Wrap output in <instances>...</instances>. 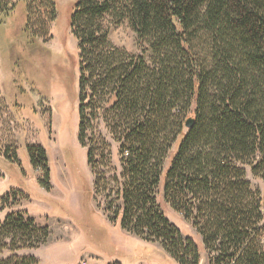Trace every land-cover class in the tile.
Returning a JSON list of instances; mask_svg holds the SVG:
<instances>
[{
  "label": "trees",
  "instance_id": "1",
  "mask_svg": "<svg viewBox=\"0 0 264 264\" xmlns=\"http://www.w3.org/2000/svg\"><path fill=\"white\" fill-rule=\"evenodd\" d=\"M42 1L48 10L36 16L34 3H24L27 28L45 40L56 15L54 1ZM111 10L147 45L149 63L114 47L93 23ZM69 25L78 39L77 139L88 108L117 117L113 133L123 126L119 227L146 230L176 264H199L200 246L216 264H264V0H76ZM28 153L31 164L43 158L41 148ZM161 181L162 203L191 221L197 241L163 214L153 191ZM6 195L0 264H36L16 252L44 243L48 228L25 208H8Z\"/></svg>",
  "mask_w": 264,
  "mask_h": 264
},
{
  "label": "rangeland",
  "instance_id": "2",
  "mask_svg": "<svg viewBox=\"0 0 264 264\" xmlns=\"http://www.w3.org/2000/svg\"><path fill=\"white\" fill-rule=\"evenodd\" d=\"M28 1L34 3L35 16L48 10L42 0ZM52 1L56 17L48 22L43 40L26 26L24 0H0V196L7 193L8 208H25L38 225L48 228L44 243L16 254L32 255L36 264H176L157 252L159 240L145 239L146 230L139 235L118 225L127 149L119 139L123 126L116 133L110 130L117 117L113 122L86 109V129L82 141L77 139L78 39L69 25L76 0ZM93 23H101L114 47L148 61L147 45L137 42L119 11L103 13ZM29 147L41 148L43 158L31 164ZM170 158L169 151L162 172ZM246 178L252 191L260 190L248 169ZM153 191L168 220L197 241L191 221L162 203L163 182ZM4 214L0 211V219ZM200 250L199 264H216L215 254L211 259L209 251ZM4 256L5 251L0 253Z\"/></svg>",
  "mask_w": 264,
  "mask_h": 264
},
{
  "label": "water",
  "instance_id": "3",
  "mask_svg": "<svg viewBox=\"0 0 264 264\" xmlns=\"http://www.w3.org/2000/svg\"><path fill=\"white\" fill-rule=\"evenodd\" d=\"M193 123H194L193 118L191 116H189L186 118L184 124H185V127L190 128V127H192Z\"/></svg>",
  "mask_w": 264,
  "mask_h": 264
},
{
  "label": "built area",
  "instance_id": "4",
  "mask_svg": "<svg viewBox=\"0 0 264 264\" xmlns=\"http://www.w3.org/2000/svg\"><path fill=\"white\" fill-rule=\"evenodd\" d=\"M84 264V263H83Z\"/></svg>",
  "mask_w": 264,
  "mask_h": 264
}]
</instances>
